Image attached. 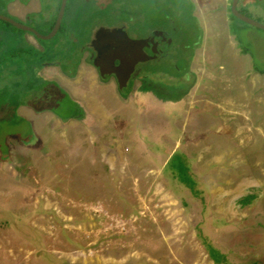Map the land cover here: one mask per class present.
I'll return each instance as SVG.
<instances>
[{
    "label": "rangeland",
    "instance_id": "rangeland-1",
    "mask_svg": "<svg viewBox=\"0 0 264 264\" xmlns=\"http://www.w3.org/2000/svg\"><path fill=\"white\" fill-rule=\"evenodd\" d=\"M83 1L69 0L67 27ZM87 1H93L92 10L85 17L84 10L83 18L90 14L99 21L90 38L99 27L126 25L132 38L162 30L169 53L147 70L177 75L196 47L193 72L187 81L156 77L155 84H147V100L151 89L162 102L151 106L148 124L136 117L140 126L126 125L123 134L84 126L91 114L66 123L34 114L36 139L19 129L27 147L7 137V157L0 160V264H214L208 248L229 264H264V76L254 70L264 68V31L232 20L231 0ZM93 3L106 5L104 13L94 15ZM237 7L264 24V0L247 6L239 0ZM57 8L58 0H18L12 14L6 13L34 24L39 15L52 19ZM233 29L248 56L239 53ZM25 37L41 49L34 37ZM88 54L68 85L56 66L41 73L85 110L106 94L109 109L115 110V103L123 118L134 116L122 100L114 101L112 88L97 89L108 81L85 60ZM140 78L132 83V77L122 93L136 91ZM95 80L99 85L91 86ZM180 84L189 87L185 116L165 121L163 115L173 119L178 112L171 104L183 96ZM141 98L136 97L137 108L145 109ZM52 104L63 117L76 110L66 98ZM108 115L105 111L102 118ZM161 124L164 129H157ZM173 151L188 162L191 187L182 172L163 168ZM247 196L254 198L243 205Z\"/></svg>",
    "mask_w": 264,
    "mask_h": 264
},
{
    "label": "trees",
    "instance_id": "trees-1",
    "mask_svg": "<svg viewBox=\"0 0 264 264\" xmlns=\"http://www.w3.org/2000/svg\"><path fill=\"white\" fill-rule=\"evenodd\" d=\"M12 1L0 0V14L7 15V6ZM60 1L58 0L56 13H58ZM68 2L69 0L67 1L64 17L68 13ZM83 2L73 20L72 27H67L66 23L62 21L60 30L49 41L39 40L33 34L18 30L9 23L0 20L2 22V26L0 25V150L3 154L2 159L7 157L8 151L5 144L7 137L12 136L19 143L27 145L28 141L23 138L24 136L21 137L22 132L19 129H27L28 137L33 135L31 128L27 127V124L31 125L30 121L18 112L20 107H29L37 114L46 111L52 112L63 123H66L69 119H82L84 117L82 116L84 110L81 104L73 99L56 81L44 77L41 73L45 66H56L65 76L69 78L76 77L78 66L82 62L84 54L91 51L90 30L99 22L94 23V18L90 16L92 10L90 4L93 1L84 0ZM102 4L96 5L93 3L94 15L104 13V9L101 8L106 5L101 6ZM84 10V17L88 10L90 11L87 19L83 18L82 13ZM56 16L57 14L52 19L47 20L39 15L37 23L33 24V19H29L26 24L46 34L52 29ZM231 18L237 20L232 14ZM38 25L41 29H38ZM7 26L16 31L14 33L9 32ZM27 34L34 37L41 45V49L26 39L25 35ZM233 34H237L235 29H233ZM237 41H239L238 38ZM242 49L245 53L247 52L245 47H242ZM85 60L93 63L89 54ZM262 72L264 73V70ZM145 85L147 86V83ZM188 90H184L183 93H188ZM48 97L49 99H47ZM57 98H66L77 111L75 110L76 112L74 111L68 118L61 116L52 104ZM177 156L174 155L168 164L177 172H182L181 176L188 182L187 185L191 187L192 181L187 173L186 165L181 156H179L180 160H176ZM253 198L254 196H247L242 200V204H249ZM207 254L214 264H229L213 248H208Z\"/></svg>",
    "mask_w": 264,
    "mask_h": 264
},
{
    "label": "water",
    "instance_id": "water-1",
    "mask_svg": "<svg viewBox=\"0 0 264 264\" xmlns=\"http://www.w3.org/2000/svg\"><path fill=\"white\" fill-rule=\"evenodd\" d=\"M67 1H60L54 25L46 34L9 15L0 14V20L9 23L18 30L33 34L39 40L49 41L56 36L61 28ZM238 2L239 0H231V14L237 20L264 31V24L241 12L237 7ZM167 43V35L162 30H153L146 36L132 38L127 33L126 25L99 27L95 29L91 40L93 66L102 79L113 75L121 90L127 87L128 81L136 74L141 76L149 73L165 75L166 72L160 70L149 71L147 66L164 59V48Z\"/></svg>",
    "mask_w": 264,
    "mask_h": 264
},
{
    "label": "crops",
    "instance_id": "crops-1",
    "mask_svg": "<svg viewBox=\"0 0 264 264\" xmlns=\"http://www.w3.org/2000/svg\"><path fill=\"white\" fill-rule=\"evenodd\" d=\"M224 1H226V0H224ZM245 1V5L247 6L248 4H250L251 2H252V0H244ZM16 3H18V0H13L9 5H8V7H7V11L9 12V13H11L12 14V9H11V7H12V5H15ZM239 3V2H238ZM248 7H250V6H248ZM250 10H252V8H249ZM241 12H244V11H242V10H240ZM245 13V12H244ZM246 14V13H245ZM235 38V37H234ZM238 51H239V53L242 55V56H244V57H246V56H248L247 55V53H243V52H241L239 49H238ZM83 66V65H82ZM254 70H255V68H254ZM57 75H60L61 77H60V79L64 82V84L65 85H68L69 84V82H70V78L68 77V76H65L64 74H59V73H57ZM99 75V74H98ZM262 76H264V75H262ZM99 77V76H98ZM101 78V77H100ZM101 80H103V81H108L107 82V84L106 85H104V86H102V85H99V83H97V81L95 80V81H93V83H90V85L91 86H95V82L99 85L98 87H97V89L98 90H101V91H103V89L105 88V87H110V88H112V91H114L113 93H114V95L115 96H112V98L114 99H116V100H122L127 106H129L128 108L131 110V112H132V115L134 114V116H131L130 118H123V116H124V113L122 112V111H120V110H116V107H115V103H114V109L115 110H111V109H109V107H108V104H107V101H108V97H107V95L105 94H101V96L100 97H94L91 101V104H87V102H85L86 103V106L88 105V108L85 110V109H83L84 110V117H86L88 114H91V115H93V117L91 116V115H89V116H87L88 118H89V120H88V118L86 119V123L85 122H83L84 124V126H86V124L87 125H89V126H91V130H96V131H100V132H103L104 134H108L109 133V131L110 130H115V129H117L118 131H122V134H123V131H124V129H125V126L126 125H130V127H131V129L133 130V127L131 126V123H132V125L134 126L135 124L137 125V126H140V124H139V122L138 123H136V117L138 118V121L139 120H144V121H147V124H148V119H149V117H152L153 116V114H150V108H151V106H154V107H156L157 105L156 104H159L160 102H162V96L161 95H159L158 93H157V91H152L151 89L149 90L150 92H152L153 94H151L150 92V95L151 96H153L152 97V100H147V98H146V92H148V89H147V86L145 85V84H142L141 86H139V88L136 90V91H132V94L131 93H129V94H124V93H122V91L118 88V86H117V84H116V82L114 81V79H112V78H109V79H101ZM165 85V84H164ZM165 86H168V85H165ZM185 86V85H184ZM115 87V88H114ZM178 87V86H177ZM179 89H182L183 88V85L182 84H180L179 85V87H178ZM73 91V90H72ZM74 91H77V90H75L74 89ZM66 92L73 98V99H75L67 90H66ZM148 93V94H149ZM139 95H141V100H140V102L145 106V109H138L137 108V103L135 102V100H136V97L137 96H139ZM157 95H159V96H157ZM111 97V96H110ZM187 97V93L186 94H184L183 93V96L181 97V98H178V97H176L175 98V101L171 104V106L173 107L172 109H174V108H176V109H174V110H178V112H174V114H175V117L172 119V116H171V114H168L167 116H164L163 115V118H164V120L165 121H167L168 119H169V121L170 122H175L176 120H178V118H179V115L181 114V116H182V118H183V116H185L184 114V112H182V109H184V100H185V98ZM159 98H161V100L159 99ZM115 99H114V101H115ZM76 101H78L77 99H75ZM79 102V101H78ZM154 103V104H151V103ZM80 103V102H79ZM133 105H135V107L133 106ZM186 105H187V102H186ZM29 108V107H28ZM23 109H25V107L24 106H22V107H20L19 109H18V112H19V114L21 115V116H23L24 118H26L27 120H29L30 121V123H31V126L33 127V138L34 139H36V130H35V127H34V124H33V122H32V118H31V116L32 115H34V114H36V115H49L50 114V116H52V117H54V118H56L57 119V121H59V123L61 122L62 123V121L56 116V115H54L52 112H48V111H46V112H43V113H39V114H37V113H35L31 108H30V110L31 111H25L26 113H28L27 115H24V114H22V111H23ZM180 110V111H179ZM107 112V114L109 113L111 116H113V120H112V117L110 116V115H108V118H106V119H104V118H102V114L104 113V112ZM138 111V112H137ZM145 112H147V113H145ZM97 113V114H96ZM99 113V114H98ZM141 113H144V115H146L145 117L144 116H142L141 115ZM152 113V112H151ZM186 113H187V111H186ZM101 114V118L100 119H98V115H100ZM31 115V116H30ZM117 116H120V117H117ZM116 117H117V119H116ZM142 117V118H141ZM115 118V119H114ZM85 119V118H84ZM134 119V120H133ZM92 120L94 121L95 120V122H92ZM98 120H99V122H98ZM112 121H113V123H112ZM131 121H133V122H131ZM165 121L164 122H162V123H165ZM97 122V123H96ZM112 123V124H111ZM95 124V125H94ZM166 124V123H165ZM157 126V125H156ZM156 126H154V125H151V124H149L148 125V128H153V129H155V127ZM164 127L165 126H163L162 124H161V126H158L157 127V129H159V130H162V129H164ZM132 130H130V132H132ZM154 133H155V131H154ZM5 141H6V139H5ZM6 143V142H5ZM29 144V143H28ZM22 146H25V147H27V145H24V144H22ZM165 151H167V150H165ZM169 152V151H168ZM125 154V150H123V148L121 149V151H120V155L121 156H123ZM2 155L3 154H1V150H0V160H5V158H3L2 159ZM174 155H180L181 157H182V159H183V162L184 163H188L186 160H185V158L183 157V155L182 154H179L178 152H172L171 154H170V156L169 157H167L164 161H163V168L164 167H168V168H171L170 167V165L168 164V162H169V160L174 156ZM7 162V161H6ZM172 169V168H171ZM173 170V169H172Z\"/></svg>",
    "mask_w": 264,
    "mask_h": 264
},
{
    "label": "flooded vegetation",
    "instance_id": "flooded-vegetation-1",
    "mask_svg": "<svg viewBox=\"0 0 264 264\" xmlns=\"http://www.w3.org/2000/svg\"><path fill=\"white\" fill-rule=\"evenodd\" d=\"M244 13V12H243ZM238 34V33H237ZM234 35V37H235V39L237 40V38H238V36L239 35ZM237 37V38H236ZM91 40H92V38L90 39V46H91ZM170 41H168V43H169ZM238 42V46H240L241 47V45H239L240 44V41H237ZM168 43H167V45H166V47L164 48V54L163 55H166V54H168L169 53V51H167V49H168V47H169V45H168ZM202 44H200V46H201ZM243 47V46H242ZM242 47H241V52H243V53H245L244 51H243V49H242ZM195 50H196V47H195V49L193 50V52H192V54H189V55H187L186 54V56H187V65H186V67L184 68V69H182V70H179L178 71V74L176 75H173V74H169V73H165V75H160V74H156V75H153V73H149V74H146V75H134V79L132 80V83H133V81L134 80H136V79H138L139 77H141L140 78V80H141V84H151V85H153V84H155L154 83V81H155V78L156 77H166V78H168V79H170V80H173V79H175V80H177V79H182V80H185V81H187L190 77H191V74H192V72H193V69H192V64L194 63V56H195ZM248 52V51H247ZM246 52V53H247ZM92 54H93V49H92V47H91V51L89 52V57H90V59L93 61V58H92ZM92 64V66H93V63H91ZM94 67V66H93ZM95 68V67H94ZM96 69V68H95ZM97 70V69H96ZM264 70V68H255V71L257 72V73H259L260 75H264V73L262 72ZM98 72V71H97ZM168 76V77H167ZM181 77V78H180ZM109 78H112V79H114V81L116 82V79H115V77L112 75V76H109V77H107V79H109ZM132 79V78H131ZM130 79V80H131ZM129 80V81H130ZM54 81H56V80H54ZM129 81H128V84H129ZM57 82V81H56ZM58 83V82H57ZM132 83H131V85H132ZM59 84V83H58ZM117 84V83H116ZM128 84H127V87L126 88H123L124 90H129L130 89V87H131V85L129 86V88H128ZM183 85V84H182ZM185 85V84H184ZM183 85V86H184ZM59 86H61L60 84H59ZM62 87V86H61ZM63 88V87H62ZM185 88V90L187 91L188 90V86H186L185 85V87H183L182 89H184ZM123 89H121V91L123 90ZM55 97H57L56 95H55ZM47 99H49V97L47 98ZM58 99V98H57Z\"/></svg>",
    "mask_w": 264,
    "mask_h": 264
}]
</instances>
